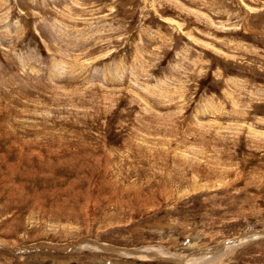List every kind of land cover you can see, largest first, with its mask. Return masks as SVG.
<instances>
[{"label":"rangeland","instance_id":"obj_1","mask_svg":"<svg viewBox=\"0 0 264 264\" xmlns=\"http://www.w3.org/2000/svg\"><path fill=\"white\" fill-rule=\"evenodd\" d=\"M263 232L264 0H0V264H264Z\"/></svg>","mask_w":264,"mask_h":264},{"label":"bare ground","instance_id":"obj_2","mask_svg":"<svg viewBox=\"0 0 264 264\" xmlns=\"http://www.w3.org/2000/svg\"><path fill=\"white\" fill-rule=\"evenodd\" d=\"M258 233L261 235L262 232H257V233H255V234L259 235ZM263 233H264V232H263ZM245 237H246V236H245ZM250 237H251V236H250ZM252 237H256V236L253 234ZM250 239H252V238H249V237L247 238V237H246L245 240H241V241H239V240H240V239H239L238 242H237V244L234 245L233 247L237 246L238 244H241L242 242L249 241ZM90 245H91V246H90ZM90 245H89V246H88V245H86V246H81L80 249L88 248V247H93V246H96V248L98 247L97 244H90ZM0 246H1V245H0ZM93 248H95V247H93ZM98 248H100V246H99ZM28 249H29V248H27L26 251H30V250H31V249H30V250H28ZM231 249H232V247L228 248L227 250L230 251ZM90 250H93V249H90ZM15 251H16V250H15ZM94 251H95V250H94ZM146 251H147V252H148V251H149V252H152V254H154L155 249H154V250H150V249H149V250H146ZM228 251H227V252H228ZM149 252H148V253H149ZM155 252H156V251H155ZM166 253H167V252H165V251H164V252H160V251L158 252V254H162L163 256H168V255H170V254H166ZM158 254H157V255H158ZM147 255H149V254H147ZM147 255L145 254V256H147ZM154 255H156V254H154ZM218 256H220V255H217L216 257L218 258ZM151 257H152V256H151ZM217 258H215V259H217ZM196 261H197V259H196ZM209 261H210V260H209ZM189 263H190V262H189ZM200 264H201V263H200ZM204 264H205V263H204ZM211 264H212V262H211Z\"/></svg>","mask_w":264,"mask_h":264},{"label":"water","instance_id":"obj_3","mask_svg":"<svg viewBox=\"0 0 264 264\" xmlns=\"http://www.w3.org/2000/svg\"><path fill=\"white\" fill-rule=\"evenodd\" d=\"M13 253H15V250H11Z\"/></svg>","mask_w":264,"mask_h":264}]
</instances>
